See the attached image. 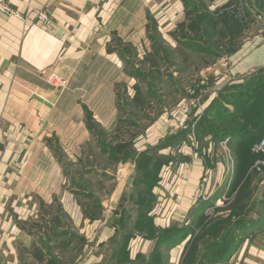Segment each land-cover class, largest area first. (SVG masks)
Listing matches in <instances>:
<instances>
[{
  "label": "crops",
  "instance_id": "obj_1",
  "mask_svg": "<svg viewBox=\"0 0 264 264\" xmlns=\"http://www.w3.org/2000/svg\"><path fill=\"white\" fill-rule=\"evenodd\" d=\"M6 1L18 15L0 13V264H19L22 255L36 249L45 221L49 247L58 259L62 242L69 248L76 238L82 242L80 264H91L93 253L98 261L92 264H178L183 239L163 244L159 235L163 230L184 228L225 169L219 150L222 139L218 145L212 133L200 132L195 117L187 114L190 101H176L173 107L179 112L160 119L152 128L155 131L141 129L135 135L130 146L135 149L133 155L118 160L111 172L99 171L113 179L108 193L101 191L99 183L96 192L89 187L85 177L92 172L83 159L102 141L99 132L118 133L125 116L122 102L141 101V110L153 103L154 84L144 81L143 62L147 63L154 50L156 33L164 46L172 44L171 38L177 40V32L188 20L190 3ZM202 1L210 9L230 2ZM39 11L48 14L50 27L38 23ZM259 14L264 19V8ZM261 25L262 32L252 42L262 47L250 52L245 38L244 47L228 56L232 75L239 77L235 81L243 80L252 66L264 65ZM183 72H172L178 82L175 92L179 87L191 88L180 86ZM52 73L65 82L63 87L49 83ZM166 124L175 127L170 131L164 128ZM161 132L163 136L158 137ZM139 134L141 144L148 142L141 150L135 141ZM166 137L158 148L160 165L137 162L141 156L152 162L149 141ZM172 137H179L178 141L166 144ZM218 157L221 162L216 160V166L214 158ZM217 168L215 182L207 180L209 171ZM125 186L132 192L122 199ZM137 186L142 187L140 191ZM126 200L134 203L131 208ZM95 205L98 213L89 215L88 207ZM134 219L136 225L131 224ZM226 264H264V218L241 238Z\"/></svg>",
  "mask_w": 264,
  "mask_h": 264
},
{
  "label": "rangeland",
  "instance_id": "obj_2",
  "mask_svg": "<svg viewBox=\"0 0 264 264\" xmlns=\"http://www.w3.org/2000/svg\"><path fill=\"white\" fill-rule=\"evenodd\" d=\"M188 2L190 3L188 20L177 32V40L170 39L173 46L172 44L164 46L162 37L156 33L154 50L147 63L143 62L142 70L147 75L144 81L149 79L154 84L153 103L145 110H141L138 109L141 101L128 104L126 101L122 102L124 107L121 112L125 116L122 118L124 121L120 124L118 133L112 136L99 132L98 137L102 141L97 142L96 147H91L89 155L83 159V165L89 166L92 172L90 177H85V180L88 178L89 187L94 192L97 191L96 187L99 183L103 186L101 191L108 193L110 188L107 186L111 185L113 179L111 175L103 177L99 171L111 172V168L118 160H124L133 155L132 149H135L130 146L133 144L135 135L141 129L146 132L155 128L160 119L171 117V112H179L173 107L176 101L180 99L190 101L192 107L188 109L187 114L190 118L195 117V126L201 128L200 132L207 133L210 126H214L217 136H226L222 138L224 144L221 145L219 144L221 139H216L217 144L220 145L219 150L224 155L222 160L224 159L225 169L221 170L223 174L220 176L214 175L218 168L216 171H209L207 180L209 178L214 181L218 176L214 191L204 196L203 203L192 211L191 219L184 228L175 229L166 235V238L185 235L181 244L183 248L177 251L180 256L178 264L184 263V259L190 257V252H194L195 255L202 250H204V261L201 264H226L209 260L205 256V252L209 249L204 244L208 242L211 245L213 240L223 235V230L237 224L226 238V244L219 251L220 253L230 252L236 247L239 239L248 231L255 229L264 218V155L255 151L260 141L258 135L264 131V65L252 66L243 80L235 81L239 77L232 75L228 60V56L235 54L242 44L244 47L245 38H248L250 52L262 47V45L256 46L252 41L256 33L262 32L261 24H264V19H260L259 16L262 14H259V10L264 8V0H230L228 4L217 9L208 8L202 0H188ZM178 69L184 70L181 76L183 82L180 86L185 85L191 88L179 87L180 90L175 92L178 82H174L172 72ZM228 69H230L229 72H227ZM150 70L153 73H147ZM160 70H164L163 73ZM166 73L168 77L165 76ZM166 80L173 84L167 85ZM241 81L242 83L238 84ZM225 84H228L227 90L223 91L222 86ZM174 127L166 124L164 128L170 130ZM210 133L215 135L212 131ZM140 135L135 140L138 150L148 143L141 144ZM162 136L161 132L158 137ZM156 138L149 141L153 145L147 151L150 152L153 161L141 156L137 158V162L143 165L151 163L154 167L161 164L158 148L167 137L161 141H157ZM224 145H228V149ZM138 150L135 155L138 154ZM100 152H106V154L102 155ZM107 152L111 154L107 155ZM216 160L221 162L219 157L214 158L215 165ZM122 171V169L118 171L121 177ZM74 173L78 176L82 175L79 171ZM139 188L142 187L137 186L136 190L140 191ZM131 192L132 189L125 186L122 199L127 198ZM92 200L95 198L93 197ZM126 202L129 208L134 204L131 201L126 200ZM52 210L56 213L58 208L54 207ZM88 210L89 215L98 213L96 205L88 207ZM106 213L107 209L105 215ZM43 223L45 229L42 232L40 228V239L36 243L38 247L31 249L28 256H26L27 253L22 255L20 252L22 256L19 264H80L82 242L74 238L69 248L66 246L65 248L66 242H62V251L58 259V255H55L54 249L49 247L47 241L48 234L45 232L49 231L48 223L47 221ZM131 224L136 225L135 219ZM205 224V232L198 239L204 231ZM210 231L213 232L210 233ZM214 233L218 234L213 236ZM199 256L197 261L196 256L191 257L189 261L192 264H195V261L198 263L201 252ZM97 261L98 257L93 253L89 257V263Z\"/></svg>",
  "mask_w": 264,
  "mask_h": 264
},
{
  "label": "trees",
  "instance_id": "obj_3",
  "mask_svg": "<svg viewBox=\"0 0 264 264\" xmlns=\"http://www.w3.org/2000/svg\"><path fill=\"white\" fill-rule=\"evenodd\" d=\"M236 120H237V122H238V119L237 118H235ZM200 128V127H199ZM231 130V129H230ZM210 131H212L215 135H214V138L215 139H222V138H226V136L225 135H219V136H217L216 135V129H215V127L214 126H210V129H208V131L207 132H210ZM263 134H264V131H262V132H260V134L258 135V139H260L261 140V138L263 137ZM178 138L179 137H172V138H169V140L166 142V144H168V145H173L174 143H176L177 141H178ZM244 221V220H243ZM253 221V220H252ZM246 223H247V221H246ZM245 223V224H246ZM236 225L237 224H235L234 226H232V227H230V226H228V228H226V230H223L224 231V233H223V235H221L220 236V238L219 239H215V240H213V243H211V245H209L210 243H206V244H204V246H206V247H208V251L207 252H205V256L209 259V260H212V261H214L215 263H222V262H227V258L229 257V255L232 253V251L233 250H231L230 252H227V253H224V251L223 252H219L220 251V249H221V247H223L225 244H226V242H227V237L233 232V230L235 229V227H236ZM205 226H206V224L204 225V231L198 236V239L199 238H201L202 236H203V233L205 232ZM202 229V230H203ZM175 229H167V230H163L161 233H160V237H161V242L160 243H171L172 241H174L176 238H181V239H184L185 238V235L184 236H182V237H174V236H171V237H169V238H166V235H168L169 233H171V232H173ZM176 230H178V229H176ZM211 232H213V231H210V233ZM216 234H218V233H214L213 234V236H215ZM246 234V233H245ZM244 234V235H245ZM243 235V236H244ZM197 238V237H196ZM242 238V237H241ZM240 240L241 239H239V241L237 242V244L240 242ZM187 248V247H186ZM210 251V252H209ZM215 251H217V252H215ZM200 252H201V259H200V263L198 262H196L197 261V259H198V257L200 258V256H199V254H200ZM204 250H202V251H199V253L198 254H195L194 255V252H190V254H189V256L190 257H186L185 259H184V263H180V264H192V262L191 261H189V260H191L192 258L191 257H193L194 258V256H196V261H195V264H201L203 261H204ZM228 255V256H227Z\"/></svg>",
  "mask_w": 264,
  "mask_h": 264
},
{
  "label": "built area",
  "instance_id": "obj_4",
  "mask_svg": "<svg viewBox=\"0 0 264 264\" xmlns=\"http://www.w3.org/2000/svg\"><path fill=\"white\" fill-rule=\"evenodd\" d=\"M0 13L6 14V15H18V12H16L11 5L6 0H0ZM37 21L40 25H44L46 27H50L51 21L49 19L48 14L45 11H39L36 14ZM48 81L51 85L55 87H63L65 82L59 80L57 75L54 73L50 74ZM255 151L261 153L264 155V135L261 138V140L258 142V144L255 147Z\"/></svg>",
  "mask_w": 264,
  "mask_h": 264
},
{
  "label": "water",
  "instance_id": "obj_5",
  "mask_svg": "<svg viewBox=\"0 0 264 264\" xmlns=\"http://www.w3.org/2000/svg\"><path fill=\"white\" fill-rule=\"evenodd\" d=\"M131 180H132V179H131V178H129L127 182H128V183H130V182H131Z\"/></svg>",
  "mask_w": 264,
  "mask_h": 264
}]
</instances>
